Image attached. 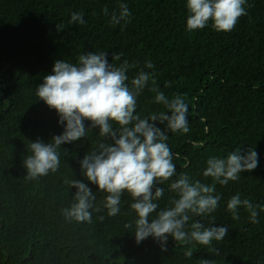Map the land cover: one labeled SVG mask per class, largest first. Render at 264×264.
Segmentation results:
<instances>
[{
  "label": "trees",
  "instance_id": "1",
  "mask_svg": "<svg viewBox=\"0 0 264 264\" xmlns=\"http://www.w3.org/2000/svg\"><path fill=\"white\" fill-rule=\"evenodd\" d=\"M120 3L128 4L131 20L112 25L111 13L119 11ZM245 8L247 15L230 32L216 31L211 23L188 31L186 0H0V264H201L202 259L212 264H264V212L253 224L243 207L236 220L227 210L228 200L237 193L264 206V0H247ZM73 12H82L85 23L70 24ZM87 52H107L115 66L125 60L134 63L127 72L129 85L141 70L154 72L167 97L186 96L190 131L168 132L176 165L173 179L186 173L212 185L213 179L203 175L208 158H226L240 147L242 155L248 149L257 152L255 169L227 185L215 184L221 200L211 226L229 229L223 240L212 242L218 253L171 237L167 251H161L153 237L137 244V215L127 192L120 213L107 215L102 206L107 193L97 191L80 167L84 155L102 140L98 129L61 145L56 172L25 178L30 142L49 143L64 131L57 112L36 96L37 85L53 74L56 60L76 64ZM116 54H122L120 60L112 59ZM147 61L153 69L145 67ZM149 87L151 82L137 98L142 118L166 111L154 103ZM68 179L86 183L95 193L102 211L92 212V223L62 215L76 192L65 183ZM169 183L157 185L165 189L157 211L175 196ZM193 220L209 226L207 217ZM130 221L133 227L125 228ZM188 250L193 251L191 258L185 256Z\"/></svg>",
  "mask_w": 264,
  "mask_h": 264
},
{
  "label": "clouds",
  "instance_id": "2",
  "mask_svg": "<svg viewBox=\"0 0 264 264\" xmlns=\"http://www.w3.org/2000/svg\"><path fill=\"white\" fill-rule=\"evenodd\" d=\"M247 0H186V28L195 31L206 28L209 23L216 31H232L238 20L247 15ZM108 15V9H103ZM132 12L127 3L119 4V11L111 13L110 23L125 25L130 22ZM70 24H84L83 13L73 12ZM122 54L112 57L120 60ZM136 65L127 60L119 66L109 62L107 52H87L78 57L76 64L63 59L56 60L52 73L43 77V83L37 85L36 96L58 116V123L64 125L61 135L53 136L51 142L40 140L30 142L31 155L24 158L27 169L26 179L35 180L56 172L60 165L58 149L62 144H70L86 138L89 131L98 129L102 138L97 148L84 155L80 161L81 174L97 191L107 193L102 201L103 209L109 217L120 213V204L125 192L132 200L130 208L136 213L135 240L137 244L153 237L167 251L168 238L175 242L209 246L221 241L228 235V227H213L221 196L215 194V184L227 185L237 181L242 172L258 166V154L248 149L241 154V147L226 158L210 157L203 172L211 177L212 185L193 180L188 174L181 173L177 179L174 156L167 144L168 132L188 133L189 105L186 96L174 94L171 98L159 90L154 72L141 70L127 83L129 68ZM147 69L154 65L147 61ZM151 82L150 92L155 93L154 103L163 105L166 111L153 112L146 117L137 113V98ZM166 84L165 87H169ZM85 121L90 126H85ZM118 125L119 127H114ZM164 125V129L157 126ZM67 152V150H65ZM169 183V191L175 193L169 206L160 209L158 201L164 196L165 189L157 185ZM70 188H75L74 202L62 209L66 220L78 223H92V212L102 211L95 204L96 195L84 182L76 179L65 180ZM243 207L249 213V220L259 223L258 216L264 212V206L241 199L240 194L233 195L227 202V210L234 220L239 219L238 210ZM156 213L154 218L152 214ZM193 217H207L209 226L193 220ZM100 220L104 217L100 216ZM133 222L125 224L131 229ZM185 256L191 258L193 251ZM201 264H212L202 259Z\"/></svg>",
  "mask_w": 264,
  "mask_h": 264
},
{
  "label": "bare ground",
  "instance_id": "3",
  "mask_svg": "<svg viewBox=\"0 0 264 264\" xmlns=\"http://www.w3.org/2000/svg\"><path fill=\"white\" fill-rule=\"evenodd\" d=\"M203 258V257H202ZM198 262V261H197Z\"/></svg>",
  "mask_w": 264,
  "mask_h": 264
},
{
  "label": "water",
  "instance_id": "4",
  "mask_svg": "<svg viewBox=\"0 0 264 264\" xmlns=\"http://www.w3.org/2000/svg\"><path fill=\"white\" fill-rule=\"evenodd\" d=\"M196 117H197V115H196Z\"/></svg>",
  "mask_w": 264,
  "mask_h": 264
}]
</instances>
